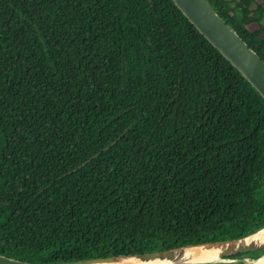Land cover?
<instances>
[{
    "label": "trees",
    "instance_id": "1",
    "mask_svg": "<svg viewBox=\"0 0 264 264\" xmlns=\"http://www.w3.org/2000/svg\"><path fill=\"white\" fill-rule=\"evenodd\" d=\"M207 1L264 62V0ZM262 228L264 100L171 0H0L1 256L71 264Z\"/></svg>",
    "mask_w": 264,
    "mask_h": 264
},
{
    "label": "water",
    "instance_id": "2",
    "mask_svg": "<svg viewBox=\"0 0 264 264\" xmlns=\"http://www.w3.org/2000/svg\"><path fill=\"white\" fill-rule=\"evenodd\" d=\"M171 1L188 22L242 75L264 100V62L246 45L234 29L215 12L210 3L207 0ZM263 229L246 237L234 240L189 245L153 253L91 259L71 264L114 263L120 260L126 261L131 259L143 262L161 260L168 262V264H213L227 262L230 261L227 258L233 255L264 250L263 243L250 240L251 237ZM192 248H202L203 251L210 252L216 251L217 260L195 263L190 262L189 260L191 259L184 260L185 250ZM263 257L264 254L253 260L245 259L244 262L251 264V262L258 261ZM231 261L236 262L238 260ZM0 264L32 263L22 262L0 255Z\"/></svg>",
    "mask_w": 264,
    "mask_h": 264
},
{
    "label": "bare ground",
    "instance_id": "3",
    "mask_svg": "<svg viewBox=\"0 0 264 264\" xmlns=\"http://www.w3.org/2000/svg\"><path fill=\"white\" fill-rule=\"evenodd\" d=\"M250 240L264 244V229L258 232L257 234H255L253 237H251ZM183 259L184 260L191 259L189 261L193 263L214 261L217 260V252L203 251L202 248L186 249ZM101 264H168V262L161 260L143 262V261H138L136 259H131L126 261L120 260L114 263H101ZM251 264H264V257L258 261L251 262Z\"/></svg>",
    "mask_w": 264,
    "mask_h": 264
},
{
    "label": "rangeland",
    "instance_id": "4",
    "mask_svg": "<svg viewBox=\"0 0 264 264\" xmlns=\"http://www.w3.org/2000/svg\"><path fill=\"white\" fill-rule=\"evenodd\" d=\"M263 22H264V19H263ZM251 30H254V29H256L257 28V26L256 25H251L250 27H249ZM226 262V261H225ZM227 262H235V261H227ZM236 262H238V261H236Z\"/></svg>",
    "mask_w": 264,
    "mask_h": 264
}]
</instances>
